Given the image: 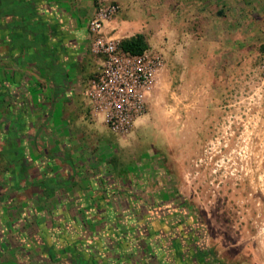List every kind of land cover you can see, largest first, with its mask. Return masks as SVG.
Returning <instances> with one entry per match:
<instances>
[{"label": "rangeland", "instance_id": "obj_1", "mask_svg": "<svg viewBox=\"0 0 264 264\" xmlns=\"http://www.w3.org/2000/svg\"><path fill=\"white\" fill-rule=\"evenodd\" d=\"M179 1L149 3V24H136L146 55L162 62L144 115L123 137L101 119L74 116L75 156L100 165L96 171L112 189L151 201L182 252L189 249L181 247L182 228L193 222L204 231L203 264H264V0H183L201 13L185 25ZM225 4L216 20V7ZM126 12L130 19L136 11ZM111 32L118 41L131 34L128 26ZM5 157L1 150L0 182ZM137 218L118 215L115 222L143 246Z\"/></svg>", "mask_w": 264, "mask_h": 264}, {"label": "crops", "instance_id": "obj_2", "mask_svg": "<svg viewBox=\"0 0 264 264\" xmlns=\"http://www.w3.org/2000/svg\"><path fill=\"white\" fill-rule=\"evenodd\" d=\"M114 1L119 12L107 34L128 26L126 38L146 37L136 24H149L144 10L155 0ZM179 4L182 25L201 14ZM226 8L216 7V20ZM128 9L136 11L130 19ZM94 12L95 0H0V148L9 158L0 182V264H135L131 254L114 262L105 231L110 222L122 230L116 217L137 214L140 198L112 189L100 165L76 159L80 141L69 131L84 113L103 121L89 97Z\"/></svg>", "mask_w": 264, "mask_h": 264}, {"label": "built area", "instance_id": "obj_3", "mask_svg": "<svg viewBox=\"0 0 264 264\" xmlns=\"http://www.w3.org/2000/svg\"><path fill=\"white\" fill-rule=\"evenodd\" d=\"M119 6L110 0H95V12L87 29L91 51L102 63L90 86L95 114L115 136L128 135L145 113L147 98L161 66L160 56H129L121 52L119 42L107 34L108 24L116 17ZM264 70V59L262 61Z\"/></svg>", "mask_w": 264, "mask_h": 264}, {"label": "trees", "instance_id": "obj_4", "mask_svg": "<svg viewBox=\"0 0 264 264\" xmlns=\"http://www.w3.org/2000/svg\"><path fill=\"white\" fill-rule=\"evenodd\" d=\"M119 48L124 54L139 57L149 50V45L143 34H135L122 39L119 42ZM135 206L138 207V213L131 216L137 215L138 218L134 221L133 229L141 237L144 245L141 246L140 243H133V240L130 238L129 229L128 231H122L119 228L113 227L110 222L105 232L106 234L108 233V239L111 238L112 244L115 247L114 255L112 254L115 259L114 262H119L121 259L125 260L131 254L133 255L135 264H152V260L155 264H172L173 260L177 264H194L192 261L195 258H197L198 264L204 263L200 261V257L204 256V253L202 254L199 248L192 247L189 252L182 254L180 248L174 246L175 244L171 241V238L175 236V231L165 225V220L160 214L156 213V208H154L151 202L139 199ZM182 214L186 215V212H182ZM186 228V234L191 242L195 243L197 240L202 242L204 231L201 225L197 227V223L192 222L187 224ZM130 246L131 248L129 249ZM96 252L97 249L91 251L94 256H96ZM187 259L189 261H186ZM127 264L131 263L127 262Z\"/></svg>", "mask_w": 264, "mask_h": 264}, {"label": "flooded vegetation", "instance_id": "obj_5", "mask_svg": "<svg viewBox=\"0 0 264 264\" xmlns=\"http://www.w3.org/2000/svg\"><path fill=\"white\" fill-rule=\"evenodd\" d=\"M167 218V217H166ZM164 219L165 220V222H166V226H168V227H170V228H172V226H170L169 224H168V221H167V219ZM187 230V228H186V226L185 227H183L182 228V231H186ZM186 245V247H184ZM181 247H182V249H183V247L186 249V248H189L188 250H187V252H189L190 251V249L193 247V248H195V247H197V248H199V251L203 254V251H201L202 250V242L201 241H196L195 243H193V242H191L190 240H189V238H188V236H187V234H186V239L185 240H183V243H182V245H181ZM186 250H184L183 252H182V254H184V252H186ZM202 256V255H201ZM203 257V256H202ZM202 257H200V261H201V259H202ZM186 261H189V259H187ZM195 261V262H194ZM192 263H194V264H198V260H197V258H195L194 260H193V262Z\"/></svg>", "mask_w": 264, "mask_h": 264}]
</instances>
